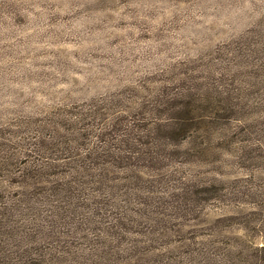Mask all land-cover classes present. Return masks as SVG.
<instances>
[{
	"label": "rangeland",
	"instance_id": "1",
	"mask_svg": "<svg viewBox=\"0 0 264 264\" xmlns=\"http://www.w3.org/2000/svg\"><path fill=\"white\" fill-rule=\"evenodd\" d=\"M89 105L94 134L109 112L188 135L97 171L139 147L74 133ZM78 183L115 206H70ZM0 264H264V0H0Z\"/></svg>",
	"mask_w": 264,
	"mask_h": 264
},
{
	"label": "trees",
	"instance_id": "2",
	"mask_svg": "<svg viewBox=\"0 0 264 264\" xmlns=\"http://www.w3.org/2000/svg\"><path fill=\"white\" fill-rule=\"evenodd\" d=\"M90 108L91 107L89 105L88 108L78 110L77 112L73 114V117H74L73 121L75 124L73 128L74 133L78 135L82 133L88 137L90 136L91 138L92 137L100 138L98 140L104 141L103 144L108 143V148H113L114 150H117L118 148V140L122 142L123 144L128 145V149H126L127 152L129 150H133V148L129 145V142H131L133 146L137 145L139 147V149L135 152H128V153L122 152L121 154H123L124 156H115L116 154L114 153L108 159L104 161L101 159L91 158L90 160L92 162H88V163L92 165L95 168V170H97L96 165L99 167H102V164L107 163V162H110V163H113V165H116L114 166L113 169L120 171L121 167H124L125 165H126V169L128 168L130 169L133 166L132 159H138L139 161L140 160L143 161V155L142 156H135V155H138L139 151L141 152L143 150L148 151L149 149H153V147H158V145L160 144V142L158 141L160 136L158 135L155 136V134L157 133V130H161L162 127L169 128V126L173 125L171 129L172 131L170 132H171V137H174V138H178V137L186 138L188 135L187 133L189 129L184 126H179V122H177L178 120H175V122H172V123H170L169 120H167V123H165L160 118L153 116L154 121L149 123V122H145L146 120L144 119L135 120L134 115L132 113L127 114L126 118L121 117L120 115H116L113 118L112 114H110L109 112L107 115L108 119L105 117V119H107L108 125L100 127L99 132L97 134H94L92 127L100 124L99 122L96 123V125L94 124V122L97 119H99L97 115L100 114V111H91L89 110ZM116 112L118 113V111ZM101 114L104 115V113H101ZM141 121H142V124L140 123ZM119 127L121 128L118 129ZM117 129L124 130V134H120V136L123 137L122 140L114 136V133ZM147 136H150L151 139H149L146 143H144L142 140ZM91 140H92L91 141L92 143L98 141V140H94V138ZM85 144H86V148H89L88 143H85ZM147 144H155V145L146 147ZM102 147H104L105 149L107 148L105 145H102ZM157 151L160 152V150H157ZM116 157H119L120 159H116ZM71 159H72V163H75L77 165L76 167L79 172L81 169L83 160L80 159L79 157H74ZM163 160L164 158H160L158 160H155V162L162 163ZM149 166L150 165L145 164V167H149ZM88 169H90V167ZM105 170H106V173L111 171L110 169H105ZM98 175L100 174L98 173ZM89 176L92 179L96 178V174L94 172H89ZM78 181H83V180H78ZM94 183H97V182L91 181L88 183V185H91ZM83 184L81 185L78 183L77 186H71L66 191L68 196L71 195V198L68 201L70 206H71L72 201L75 202V200L77 204L79 205V207H82V208H94L95 207L97 209H105L109 206H111V208L115 206L116 190L113 189L112 191H109V190H106L105 188L103 189V187H101V184L103 183H98L100 184V187H98L97 190H92L93 188L91 187L83 188L82 187ZM74 190H77L78 192L76 195H73ZM97 193L103 196H98ZM119 193H120L119 207L115 208V210H111V208H109V210H111L110 216L112 217V220L114 221L115 225L121 228L126 224L132 223V221L134 220L132 216H134V214L136 213L132 212L131 211L132 208L125 203L128 200L126 195L130 193L124 190H119ZM133 202L136 204L135 201ZM138 214H140V212H138Z\"/></svg>",
	"mask_w": 264,
	"mask_h": 264
}]
</instances>
